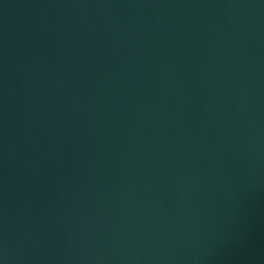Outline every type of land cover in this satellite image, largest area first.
<instances>
[{
    "label": "water",
    "instance_id": "95a60500",
    "mask_svg": "<svg viewBox=\"0 0 264 264\" xmlns=\"http://www.w3.org/2000/svg\"><path fill=\"white\" fill-rule=\"evenodd\" d=\"M0 264H264L39 0H0Z\"/></svg>",
    "mask_w": 264,
    "mask_h": 264
}]
</instances>
